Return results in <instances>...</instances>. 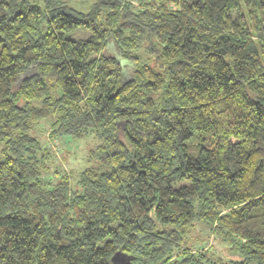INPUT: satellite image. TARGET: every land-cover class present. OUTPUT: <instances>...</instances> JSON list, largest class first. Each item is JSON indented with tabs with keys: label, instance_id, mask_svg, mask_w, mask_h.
Returning <instances> with one entry per match:
<instances>
[{
	"label": "trees",
	"instance_id": "16d2710c",
	"mask_svg": "<svg viewBox=\"0 0 264 264\" xmlns=\"http://www.w3.org/2000/svg\"><path fill=\"white\" fill-rule=\"evenodd\" d=\"M115 254L264 264V0H0V264Z\"/></svg>",
	"mask_w": 264,
	"mask_h": 264
},
{
	"label": "rangeland",
	"instance_id": "374dc122",
	"mask_svg": "<svg viewBox=\"0 0 264 264\" xmlns=\"http://www.w3.org/2000/svg\"><path fill=\"white\" fill-rule=\"evenodd\" d=\"M79 7V6H78ZM76 31L71 33V36H75ZM80 35H84V33H80ZM45 127H49L47 123L44 124ZM37 135H40V138L46 141V143L51 148L52 153H54L56 159L62 162L63 168L66 170L73 169L74 174H76L79 169H81L86 162V153L89 146L94 144L93 138L90 136L83 137L82 139H71L68 138L71 143L68 147L66 143L63 141H59L57 139H49L47 135V128L46 130L42 131L41 129L38 130ZM44 136V137H43ZM93 146V145H92ZM62 153H65L68 156L67 162H64ZM211 242V238H210ZM120 262V261H119Z\"/></svg>",
	"mask_w": 264,
	"mask_h": 264
},
{
	"label": "water",
	"instance_id": "95a60500",
	"mask_svg": "<svg viewBox=\"0 0 264 264\" xmlns=\"http://www.w3.org/2000/svg\"><path fill=\"white\" fill-rule=\"evenodd\" d=\"M112 260L114 261L115 264H130L129 261H124L123 259H119L118 254H115V255L112 257ZM117 261H120V262H117Z\"/></svg>",
	"mask_w": 264,
	"mask_h": 264
}]
</instances>
